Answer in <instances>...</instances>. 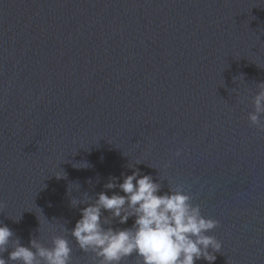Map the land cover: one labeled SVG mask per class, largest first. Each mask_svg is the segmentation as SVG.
I'll return each mask as SVG.
<instances>
[{
    "label": "water",
    "instance_id": "1",
    "mask_svg": "<svg viewBox=\"0 0 264 264\" xmlns=\"http://www.w3.org/2000/svg\"><path fill=\"white\" fill-rule=\"evenodd\" d=\"M260 82L264 0H0V222L24 246L63 235L72 264H93L61 224L86 206L72 199L123 195L104 184L133 163L219 221L212 264H264Z\"/></svg>",
    "mask_w": 264,
    "mask_h": 264
},
{
    "label": "clouds",
    "instance_id": "2",
    "mask_svg": "<svg viewBox=\"0 0 264 264\" xmlns=\"http://www.w3.org/2000/svg\"><path fill=\"white\" fill-rule=\"evenodd\" d=\"M256 86L258 90L251 98L253 111L248 112L247 119L264 131V82ZM180 154V149L174 153L175 156ZM141 162L137 160L135 164ZM88 166L86 162L73 164V167ZM127 167L133 171L130 175L122 173V182L117 184L116 177H110L104 184L106 189L119 188L123 195L100 191L94 197L86 194L81 200L72 199L73 207L79 203L86 206L79 209L80 218L71 230L61 224L60 231L70 232L79 249L92 254L93 264H122L133 253L139 258L137 264H195L201 258L212 264L216 259L214 253L221 250L222 244L208 233L219 221L203 216L200 205L191 202L192 197L181 184H172L170 179L160 177V180L166 179L169 186V190L162 193V184L154 181L151 174L141 175L133 163ZM64 175L63 172L55 176L59 179ZM105 211L107 216L103 214ZM130 217H134L131 227L114 229L111 226L114 219L125 224ZM19 219L13 220L18 222ZM6 251L7 259L3 256ZM9 261L12 264H72V248L63 235H53L50 246L37 238H31L29 245L24 246L14 232L0 222V264H9Z\"/></svg>",
    "mask_w": 264,
    "mask_h": 264
}]
</instances>
